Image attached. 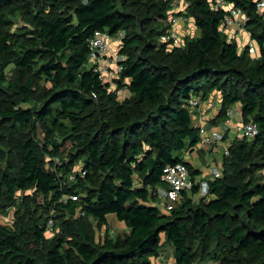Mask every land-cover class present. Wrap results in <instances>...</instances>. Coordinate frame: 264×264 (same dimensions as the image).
<instances>
[{"label":"trees","instance_id":"trees-1","mask_svg":"<svg viewBox=\"0 0 264 264\" xmlns=\"http://www.w3.org/2000/svg\"><path fill=\"white\" fill-rule=\"evenodd\" d=\"M173 1L0 0V143L18 154L17 164L0 168V212L17 192L32 190L36 207L65 213L72 219L67 232L77 236L57 238L40 261L0 221V264H165L156 259L166 243L176 264H195L196 233L205 246L212 239L226 245L203 259L264 264V176L254 179L264 169V13L257 0H224L245 11V28L257 44L256 53L250 45L240 52L221 30L226 10L184 0L200 36L170 49L162 37L171 29ZM19 14L34 27L12 32ZM97 31L124 33L113 90L87 68ZM8 64L17 71L14 80L4 71ZM35 77L49 82L40 93ZM121 88L129 91L123 101ZM213 91L222 95L217 119L226 120L240 103L243 120L256 122L259 135L233 139L209 196L194 200L195 183L164 211L152 201L158 188L168 187L165 168L181 162L193 181L196 174L183 156L201 139L188 99L194 93L204 100ZM229 164L234 172L226 171ZM74 194L79 200L69 199ZM111 216L128 232L99 236ZM47 220L33 224L38 241L45 240Z\"/></svg>","mask_w":264,"mask_h":264},{"label":"rangeland","instance_id":"rangeland-1","mask_svg":"<svg viewBox=\"0 0 264 264\" xmlns=\"http://www.w3.org/2000/svg\"><path fill=\"white\" fill-rule=\"evenodd\" d=\"M212 4V6H220L225 7L223 5V0H209ZM184 5V0H174L172 2V7L170 10L180 8ZM225 5V4H224ZM227 5V4H226ZM183 8V7H182ZM186 11L188 9L186 8ZM189 20L187 24H185L183 33H180L181 41L178 44H169V48L172 49L174 47H183L185 45V39L187 37H193L197 38L200 36V30L196 27L193 17ZM33 23L31 21V17L29 15H16L12 18V26L10 27V30L12 32H16L18 30L23 29H30L33 28ZM249 31L245 28L242 31V35H248ZM248 41V40H247ZM246 41V42H247ZM257 45L255 41L252 42ZM111 42L110 45V54L111 57H118L119 56V49L120 44H113ZM238 48L241 50L240 46L237 44ZM112 47V48H111ZM242 51V50H241ZM94 65L93 61L89 59L87 68H91ZM105 65V64H104ZM5 73H7L8 77L11 79H15L17 75V71L15 70L13 64H8L5 67ZM108 76H105L104 81H106ZM26 78H24L25 81ZM49 84V82L44 78H34V84L33 87L36 89L37 93H40L42 90L46 88V86ZM113 90V89H112ZM127 93V91H125ZM119 100L123 101L126 97H128V94L125 96H119ZM225 119L215 120V124L219 125L222 121ZM222 125V124H221ZM233 139L229 136H226L224 141L220 143V150H223L227 147H230L232 144ZM199 154V153H198ZM194 155L190 156L191 158ZM189 158V157H187ZM190 158V159H191ZM207 165H210L211 163L215 164L216 160L213 158L208 159L206 157L203 158ZM224 158L221 159V163H218V166L222 169V174L225 170L224 165ZM225 160V159H224ZM45 168H51L50 160L49 158H45ZM10 163L17 164L18 163V154L16 150L13 147L8 146L6 143H0V168H7ZM210 167V171H211ZM228 173L234 172L233 167L229 164L226 168ZM264 176V169H258L254 174V179H262ZM33 191L27 190L25 192L19 191L16 194V202L13 205H6L2 212H0V221L4 223L10 224L14 230L19 234L20 236V244L23 247V249L28 250L32 249V253L34 256L39 259L40 261L44 259L45 254L48 250V247L51 245V243L55 242L57 238H62L63 240H67L68 242L71 241V239L77 238L76 234H70L67 232V224L72 223V219L67 216L65 213L58 212L55 210H44L39 209L36 207V204L33 200ZM158 197V195H156ZM198 194H196L193 198L194 200L198 199ZM53 219L54 221V227L52 231L48 230L45 232V240L38 241L35 235V230L33 229L34 222H42L45 219ZM115 222V221H113ZM107 229L100 228L97 229V233L99 236H102L104 233H109L112 236H123L126 231L121 230L114 227V225H108L106 226ZM76 230V229H75ZM76 233V232H75ZM201 235L199 233H196L192 236V244L196 252V259L195 264H218L216 260L213 258L207 257V259H203L202 255H207L212 250L217 249V254L222 253L226 250V245L222 241L219 240H208L207 246L204 245V243L199 239ZM163 239V238H162ZM164 241V239H163ZM160 255L162 258V262H165V264H176L174 261V252L172 246L170 244L166 243L165 246L162 248V252H160ZM158 261V260H157ZM160 261V260H159Z\"/></svg>","mask_w":264,"mask_h":264},{"label":"built area","instance_id":"built-area-1","mask_svg":"<svg viewBox=\"0 0 264 264\" xmlns=\"http://www.w3.org/2000/svg\"><path fill=\"white\" fill-rule=\"evenodd\" d=\"M223 3L226 2L223 0ZM224 6V5H222ZM256 7L258 11L264 13V0H257ZM215 9L222 8L220 6H214ZM222 9L226 10V14L222 20L221 30L226 32L229 28L233 26L243 27L246 24L247 16L245 11L237 6L230 5L228 8L223 7ZM190 20L189 16L186 14V10L183 13L175 14L170 20V24H179V23H187ZM124 37L123 32H119L115 37L111 36L108 32L97 31L94 37L90 40V48L91 53L89 59H91L94 63L93 68L95 71L100 73V78L104 81L105 74L107 72V66L112 65L115 69V74L118 77V74L121 71L120 60L118 57H111L110 54V45L111 42H117L120 44L122 38ZM163 42H167L170 44H178L181 41V36L179 32L175 29L171 28L167 33H165L162 37ZM249 52L256 53V48L253 45H250ZM106 60V64L103 65L101 63L102 59ZM119 96H125V88H121L118 90ZM201 96L192 93L188 99V107L189 109L196 114V111L201 106L202 103ZM238 111L235 110L234 107H230L227 111V118L218 130L208 131L205 125H200V142L205 144H211L214 146L219 145L225 139V135L228 134L231 130L237 134L239 138L246 139H254L259 135V126L256 122L249 121H238L236 123H232L233 117L236 116ZM195 117V115H194ZM229 153V147L223 149V155H227ZM211 180L202 179L199 184V192L198 195L201 196H209L210 195V182L222 175V169L220 166H212L211 167ZM75 176L71 175L70 179H74ZM162 180L167 184V188L160 189L163 201L161 202L162 209L164 211H171L175 208L176 204L179 203V197L182 194L183 190H190L193 188V185L197 182L193 181L191 178V173L189 167L185 163H176L174 165H169L165 168L164 174L162 176ZM68 197L63 198V200H67ZM69 199L73 201L79 200L78 195H70ZM47 227L49 231L53 230L54 221L53 219H49L47 223Z\"/></svg>","mask_w":264,"mask_h":264},{"label":"crops","instance_id":"crops-1","mask_svg":"<svg viewBox=\"0 0 264 264\" xmlns=\"http://www.w3.org/2000/svg\"><path fill=\"white\" fill-rule=\"evenodd\" d=\"M223 5H224V3H223ZM230 5L231 4H229V3H225L224 6H225V8H228ZM187 7H188V3L184 1V5L181 6L180 8H177L176 10L175 9L169 10L167 21L170 23V20L173 17V15L183 13ZM187 23H179V24H173V25L170 24V25H171V28L175 29L180 34V33H183V30H184L183 26ZM243 30H244V26L243 27L233 26L225 32L227 40L237 43L240 46L241 50H243L244 47H246L247 45L255 46V44L252 43L254 40H252L250 32L248 33V35H242ZM113 44H117V42H113ZM113 44H112V46H113ZM256 46H255V48H256ZM241 50L239 49L240 52H241ZM101 63H103V65L106 64L105 58L102 59ZM106 68L108 69L106 74H105V76H108L106 82L109 83L110 89H116V84H115L114 80L117 76L115 74L114 66L108 65ZM125 91H127V93H125V95L126 94L129 95L128 89L125 88ZM221 106H222L221 92H219V91L211 92L207 96L206 99L202 100L201 106L196 111V114H195L196 125L197 126L205 125L206 128L208 129V131L218 130L220 128V125L224 123V121H222L221 124L219 123V125L215 124V120H218V121L220 120V119H217L216 116H218L220 109H221ZM232 107H234L235 110L238 111L236 116L232 118L233 119L232 123L234 124L238 121H242L243 118H242V106H241V104L236 103V104L232 105ZM224 119H225V117H224ZM226 136H229L230 138L235 139L237 137V134L231 130L228 134L225 135V138H226ZM192 155H194V156L191 158L190 156H192ZM183 156H184V159L193 167L194 171L196 172L193 179L198 184L202 179H207V180L212 179L210 167L215 166V165L218 166V163H221V159L223 158L224 155H223V150H220V143H219V145L214 146V145L205 144V143H202L199 141L198 144L193 149L186 150ZM187 157H189V158H187ZM204 157L211 159V161H213L212 159L214 158L216 160L215 164L211 163L210 165H207L205 160L203 159ZM160 189L161 188H158V190L156 192L158 197H156L152 201L153 204H157L159 206H161V202L163 201ZM113 221H115V222H113ZM108 225H114V227L116 226V228H118V229L121 228V230H124V232L125 231L128 232L127 228L119 220H117L113 216L109 217L108 223L104 224L102 226V228L104 227V229H107L106 226H108ZM163 238H164V235H163ZM170 246H172V245H170ZM161 252H162V249H161ZM160 258H162L161 255L156 260L162 261V259H160Z\"/></svg>","mask_w":264,"mask_h":264}]
</instances>
